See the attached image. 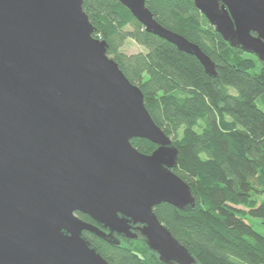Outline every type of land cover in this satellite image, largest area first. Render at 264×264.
<instances>
[{"label":"water","instance_id":"water-1","mask_svg":"<svg viewBox=\"0 0 264 264\" xmlns=\"http://www.w3.org/2000/svg\"><path fill=\"white\" fill-rule=\"evenodd\" d=\"M114 1L216 77L210 57L159 24L146 0ZM192 2L229 46L264 63V0ZM82 4L0 0V264H109L84 231L111 245L141 237L163 264H198L154 211L195 207L172 172L178 150ZM133 138L156 148L143 154Z\"/></svg>","mask_w":264,"mask_h":264},{"label":"trees","instance_id":"trees-1","mask_svg":"<svg viewBox=\"0 0 264 264\" xmlns=\"http://www.w3.org/2000/svg\"><path fill=\"white\" fill-rule=\"evenodd\" d=\"M145 3L159 24L198 45L216 70L215 78L207 75L194 56L147 33L118 1L83 0L94 37L108 43L107 55L140 88L151 118L172 139L178 150L172 172L195 198L192 210L161 203L155 214L198 264H264V63L229 46L192 0ZM127 39L144 51H120ZM130 142L143 154L156 148L145 139ZM83 236L109 264H163L141 237L111 245Z\"/></svg>","mask_w":264,"mask_h":264},{"label":"rangeland","instance_id":"rangeland-1","mask_svg":"<svg viewBox=\"0 0 264 264\" xmlns=\"http://www.w3.org/2000/svg\"><path fill=\"white\" fill-rule=\"evenodd\" d=\"M120 51L127 55H132L144 51V48L136 44L132 39H127L124 42L123 46L120 48Z\"/></svg>","mask_w":264,"mask_h":264}]
</instances>
